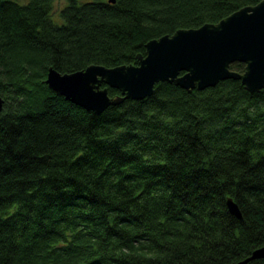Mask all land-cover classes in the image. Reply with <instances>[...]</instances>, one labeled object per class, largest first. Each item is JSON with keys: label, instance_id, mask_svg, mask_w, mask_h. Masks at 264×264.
Wrapping results in <instances>:
<instances>
[{"label": "trees", "instance_id": "16d2710c", "mask_svg": "<svg viewBox=\"0 0 264 264\" xmlns=\"http://www.w3.org/2000/svg\"><path fill=\"white\" fill-rule=\"evenodd\" d=\"M259 1L64 0L54 15L55 0H0V264H238L264 246V87L159 82L98 114L45 82L135 64L149 40Z\"/></svg>", "mask_w": 264, "mask_h": 264}, {"label": "water", "instance_id": "95a60500", "mask_svg": "<svg viewBox=\"0 0 264 264\" xmlns=\"http://www.w3.org/2000/svg\"><path fill=\"white\" fill-rule=\"evenodd\" d=\"M145 47V54L139 53L135 64H90L66 73L49 67L45 82L70 102L100 114L126 99L151 96L159 82L204 91L222 80L235 79L250 92H258L264 87V0L241 6L217 23L181 28L171 35L149 40ZM235 62L244 63V71L231 69ZM109 87L121 94L111 97ZM3 101L0 96V111ZM227 205L232 215L242 218L232 198L227 199ZM261 258L264 246L238 264Z\"/></svg>", "mask_w": 264, "mask_h": 264}, {"label": "rangeland", "instance_id": "374dc122", "mask_svg": "<svg viewBox=\"0 0 264 264\" xmlns=\"http://www.w3.org/2000/svg\"><path fill=\"white\" fill-rule=\"evenodd\" d=\"M22 1H26V0H22ZM62 4H64V0H55V4H54L55 5L54 15L57 14V12L59 11V8L62 6ZM54 20L57 21L56 19H54Z\"/></svg>", "mask_w": 264, "mask_h": 264}, {"label": "bare ground", "instance_id": "6f19581e", "mask_svg": "<svg viewBox=\"0 0 264 264\" xmlns=\"http://www.w3.org/2000/svg\"><path fill=\"white\" fill-rule=\"evenodd\" d=\"M164 36V35H163ZM161 37V36H160ZM160 37H158V38H160ZM154 39H156V38H154ZM152 40V39H151ZM112 89H115V88H112ZM116 91H118V93L116 94V95H114L113 97H116L117 95H120L121 93H120V91L119 90H117V89H115ZM122 103V102H121ZM117 105H119V104H117ZM112 106V105H111ZM102 113V112H101ZM98 114H100V113H98ZM229 198H231V197H229ZM232 200H233V198H232ZM234 201V200H233Z\"/></svg>", "mask_w": 264, "mask_h": 264}]
</instances>
